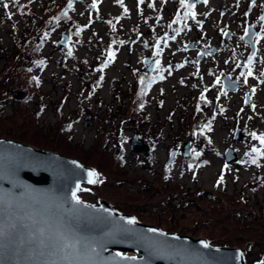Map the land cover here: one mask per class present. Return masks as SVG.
I'll return each instance as SVG.
<instances>
[{"label":"rangeland","instance_id":"1","mask_svg":"<svg viewBox=\"0 0 264 264\" xmlns=\"http://www.w3.org/2000/svg\"><path fill=\"white\" fill-rule=\"evenodd\" d=\"M250 1L0 0V80L23 72L21 90L10 95L5 108L7 117L3 119L8 120L7 125L12 118L19 124L28 123L21 128L28 131L26 138L29 140L24 141L29 144L48 142L58 146L56 149L59 150L54 151L75 157L92 167L98 165L101 171L99 179L104 180L105 177L107 182L87 186L80 193L82 200L97 203L106 199L119 212L132 213L140 222L152 223L167 231L215 240L212 242L215 246L224 242L240 248L247 264H261L264 261V155H261L264 143L257 142L256 137L264 135L263 94L257 99L256 115L261 117L256 126L250 123L254 128L246 130L242 138L235 140L234 127L239 124V118L240 126L245 121L243 113H237L235 117L239 109L238 101L233 106L235 113L228 112V121L216 116L213 121L215 126L209 130L212 125L207 126L210 122L206 117L199 119L197 104L201 99L192 96L187 102L188 94L192 92L190 86L175 88L177 79L183 81L187 78L190 65L178 71L171 80L152 85L151 77L142 72L141 62L145 55L142 45L146 43L196 42L200 38L204 43L221 41L236 44L231 46L232 49H244L238 46L247 44L242 35L246 24L251 22L257 27L262 25L263 33L258 44L264 53V23L256 18V5L260 4L254 3L249 15L242 12ZM144 4L150 7L142 11V16L136 20L135 9L140 10ZM213 7L219 12L220 7H228L231 12L218 17L219 12L213 11L209 20L205 21L204 14ZM64 8L70 21L64 17L60 22H54L57 12H65ZM46 9H53L52 16L47 14ZM177 9L187 12L181 22L184 25L181 32H176L177 27L169 30L167 24L158 23L160 17L165 20L169 13L178 18ZM191 12L197 15L189 18ZM213 22L220 25L221 32ZM249 25L258 30L253 24ZM28 30L32 32L26 34ZM137 30L143 36L134 42L132 36ZM225 30L231 31V39L226 40L224 36L219 39ZM43 32L49 36L43 49L49 60L42 70L29 67L33 61H25L22 54L26 52L34 58L33 51L26 49L24 42L35 43ZM64 32L71 34V44L61 48L57 42ZM66 52H70L69 56ZM110 53H115V56L110 58ZM201 66L200 74L204 80L210 81L206 60ZM256 70L257 64L255 75ZM36 76L40 84H36ZM142 77L144 83H141ZM212 111L213 106L207 113L212 114ZM118 112L120 114L115 119ZM28 113L30 116L26 117ZM253 114H250L252 119L255 118ZM88 117H95L91 125L85 124ZM141 117L153 127L164 122L167 124L165 133L169 134L168 138L158 143L155 160L145 162L144 166L163 167L172 149H180L183 142L191 141L190 156L186 158L179 151L169 166L166 184L135 164L128 144L121 155L111 153L115 145L106 146L103 151L99 148V143L107 138L109 142L117 141L116 137V140L112 138L114 141L106 137L109 131L121 133L127 143L136 129L145 133V124L139 120ZM106 118L107 125L115 119V127L106 128ZM50 126L55 127L49 129ZM195 130L198 132L196 138ZM228 146L235 147L239 157L243 154L247 156L226 166L224 152ZM100 158L103 161L99 164ZM253 159L256 163H252ZM149 180L152 184L147 183ZM161 190L163 193H159ZM206 190L213 192V197L202 195L201 192ZM168 194L174 196L171 201L167 199ZM196 220L201 224H197Z\"/></svg>","mask_w":264,"mask_h":264},{"label":"water","instance_id":"2","mask_svg":"<svg viewBox=\"0 0 264 264\" xmlns=\"http://www.w3.org/2000/svg\"><path fill=\"white\" fill-rule=\"evenodd\" d=\"M258 32L259 29L249 25L243 34L253 51ZM225 33L227 40L233 36L231 31ZM70 40L71 35L64 32L58 45L64 48ZM211 51H202L201 57ZM243 136L236 129L235 140ZM137 139L135 136L132 141ZM133 145L134 150H139L135 142ZM191 149L190 141L183 144L186 158ZM177 152V149L170 152L168 165ZM224 159L225 165L240 159L235 147L226 149ZM89 170L95 169L75 157L0 136V227L5 230V235L0 237V264H53L54 261L68 264L58 256L42 252L38 244L42 238L40 228L46 229L44 238L63 231L97 246L102 264H247L238 247L215 246L205 237L140 222L132 213L117 211L106 199L97 203L82 200L80 193L84 186L95 184L89 183ZM73 192L81 204L74 203ZM202 194L213 197V192L208 190ZM132 219L135 223H128ZM12 225H16L15 230Z\"/></svg>","mask_w":264,"mask_h":264},{"label":"flooded vegetation","instance_id":"3","mask_svg":"<svg viewBox=\"0 0 264 264\" xmlns=\"http://www.w3.org/2000/svg\"><path fill=\"white\" fill-rule=\"evenodd\" d=\"M255 4H260V5H256L257 8L256 18L260 20L262 23H264V20H261V16L264 13V0H255ZM252 6H253V2L251 0L248 7L246 6L243 7L242 10L243 14L249 15L253 9ZM149 7H150L149 4H144L140 10L135 9L136 20H138V18L142 16L143 13L142 11L148 10ZM176 11H178V18L175 19V14H173L172 16V13H169L167 19L163 20L162 17H160V21L158 20V23L162 25L167 24V28L169 30H174L175 27H177L176 32L178 31L181 32L184 29V25H181V22L185 18L187 12L184 13L179 9H177ZM213 11L219 12V10L216 9L215 7L211 8L208 12L204 14L205 21L209 20V16L211 17ZM229 12H231V10L228 7L227 8L220 7V12L218 13V17H220L221 15H226ZM192 13H195L194 16L197 15L196 12H191V14H189L188 16L189 18L194 17ZM146 22H148L147 18H146ZM212 24L216 29L220 31L221 29L220 25L214 22ZM249 24L254 25L253 22ZM249 24H246V26L244 25L245 29ZM201 25L202 24H200V26ZM255 27L259 29V32L257 33L255 38L256 47L254 51L249 43L245 44V46L243 45L238 46L241 48L244 47V49H232L231 46L233 45L237 46V45L236 44L232 45L221 41L219 42L216 41L214 43H210V42L204 43L200 38H198L196 42H183V43H173V44H171V42H158L155 44L152 43L143 44L142 51L145 52V55L143 54L144 56L142 55L143 57L141 58V62L143 63L142 72L148 74V76L151 77L152 85H154L157 83H161L165 80L168 81L171 80L178 71H182V69L189 64L191 67L190 73H187L188 76L186 79H183V81L177 79L175 88L180 89V86L183 87H185L186 85L190 86L192 92L188 94L189 99H187V102L192 98V96L199 97V99H201V96L203 95L206 98L205 100L201 99V101L197 105L200 112L199 119L206 117V119L210 122L207 126L209 127L212 125L209 130L214 128L215 124L213 123V121L215 120L216 116H220V118H223L226 122L228 121L227 118L228 112L231 111L233 112V114L235 113L236 109L233 108V106L234 103H236V101L239 102L238 104L239 109L236 112L235 117L237 116V113H243L245 116L244 118L245 121H243V124L240 126L239 124L241 123V119L239 118L238 120L239 124H237L236 126L234 125L235 126L234 129L240 128L242 132H245L246 130H251L254 127L250 126V123L255 125V123L261 117L260 115L257 117L258 96H260V94H263L264 97V91L261 92V90L264 89V78L262 77L264 73V63H263L264 53L260 51L261 48L259 47L258 44L259 36L261 33H263L262 31L263 28L262 25H258V27L257 26ZM225 31L223 32L221 37L219 36V39H221L222 36H224ZM165 34L168 35L167 32ZM142 36L143 34L140 32V30H137L132 36V40L134 42H137ZM160 45L164 46L165 48L159 47ZM148 48H151V50ZM210 49L212 50L210 53L206 52L201 57L202 51H207ZM186 50L192 51L193 53L190 55L186 52ZM67 53L70 52H66V54ZM159 57H161V59ZM146 60L148 61L146 62ZM205 60H206V64L208 65L206 66L207 67L206 71L208 73L209 78H211L210 81L204 80V76L201 75L199 71L202 62ZM255 64L258 65V70H256L257 71L256 75H255ZM249 72H251L252 74L248 75ZM186 80L188 81V84H186ZM217 81H219V83H217ZM187 102H184L183 104H186ZM211 106H213V111L212 114H209L207 113V111L210 109ZM253 112L255 118L252 119L250 114ZM119 114L120 112H118L114 118L116 119V117ZM94 118L95 117L86 118L85 124L91 125L92 120ZM115 119L110 120L109 125H107L108 119L106 118L104 120V122L106 123L105 124L106 128L107 126L115 127L116 124ZM139 120L143 125L145 124L144 125V130L146 131L145 133L143 132L142 129L139 128L136 129V132L132 137L128 139V143H127L125 141V138L121 137L122 135L121 133L119 132L113 133L109 131L107 132L106 137H110V139H112L113 137L115 139L116 137L117 141H114V139H112L114 142H109V139L107 138L106 140L107 142L104 140L105 143L104 142L102 143L105 146V149L106 146L115 145L114 148L115 151H113L114 150L113 149L111 153L112 154L115 153L117 155H121L125 145L128 144L130 147V151L133 153L135 157V164L139 165L140 167H144L151 175L155 177L154 179L160 180L162 183L166 184L168 183L167 174H168L169 166L171 165V164L170 165L167 164L170 154L169 156H167L166 163L163 167L157 168L154 167L153 165L144 166V163L145 162L148 163V161L151 163L152 161L155 160V153L157 151L156 147L158 143L164 140L165 138H168L169 134L165 133L167 124H165L164 122H160L158 126L153 127L152 125H148L146 123V119L141 117ZM96 122L94 123V125L96 124ZM225 125L228 126L229 123H226ZM183 127L184 125L182 126V128ZM196 133H198L197 130H195V135H194L195 138H196ZM135 136H138V139L136 141H132ZM233 137H235V131ZM119 139H122L123 142H121V140ZM250 139L251 138H248V141L252 142ZM258 141L261 142L259 139H257V142ZM134 142H135V146H137L139 150L133 149ZM185 142H183V144ZM183 144L180 149L179 148H174V149L178 150L177 155L179 151H181V153L185 157L182 151ZM246 156L247 155H245L243 158H245ZM89 167H92V165ZM97 173L99 172L97 171ZM147 183L152 184V181L149 180L147 181ZM87 186L90 185L86 184L82 192L85 191Z\"/></svg>","mask_w":264,"mask_h":264},{"label":"trees","instance_id":"4","mask_svg":"<svg viewBox=\"0 0 264 264\" xmlns=\"http://www.w3.org/2000/svg\"><path fill=\"white\" fill-rule=\"evenodd\" d=\"M46 10H47V14L50 15V16H52V14L54 13L53 12V9L50 10V11L48 9H46ZM65 10H66V8H64L63 11H65ZM21 12L23 13L24 11L21 10ZM57 13H58V15H57L56 18H54V20H53L54 22H60V20L63 19L64 17H68V15H66L67 14V10L65 12H62L61 11L60 13L59 12H57ZM59 15H60V18H59ZM67 19H69V17L66 18V20ZM69 21H70V19H69ZM28 23H29V21L26 22V27H27V24ZM51 24L52 23H49V25H51ZM36 28H37V26L35 25L34 26V29H36ZM79 30H80V27H79ZM31 32H32L31 30H28L26 34L31 33ZM48 40H49V36H48L47 32H43V35H41L36 40L35 43L30 44L28 41H25L24 42V44L26 46V49H31L33 51V57L34 58H32L31 56H29L26 52H24L22 54V57L24 58L25 61H28V60L29 61H33L29 65V67H32V68L39 67L42 70L47 67V62H48L49 59L47 58L46 55L43 54V49H44L45 44H46V42ZM22 73L23 72H21V74H19V75L17 73V76L16 77H7V78H3V81L0 80V84H1V86H0V136H4V137H8V138H14V139H18V140L23 141V142H27V141H24V140H29L28 138H26V135H27V132L28 131L23 130L21 128L22 127L21 125L28 126L29 125L28 123L22 122V123L19 124L18 122L15 121V119L12 118L10 120V123L8 122V125H7L6 122L8 120L3 119V118H6L7 117L5 115V108H6V105L8 103V100L11 99L10 98V95L13 94L15 91L20 92V90H21L20 87H22L21 85L23 84L22 83L23 82V79L21 77ZM36 78H38V79H36ZM34 80L36 81V84H38V83L40 84V81H39V77L38 76H36L34 78ZM9 91H11V92L7 96V92H9ZM14 110H16V108ZM29 116H30L29 113L26 114V117H29ZM25 121H27V119H25ZM53 127H55V126H50L49 129H51ZM23 137H24V139H23ZM27 143H30V142H27ZM39 144L40 145H36V144H34V145L37 146V147H40L41 146L42 148H51L52 150H59V149H56V148H58L57 145H53V144L48 143V142H46V143H39ZM99 148L102 151L105 150V147H104L103 143H101V142L99 143ZM98 160H99V164L103 161L101 158L98 159ZM82 162L84 164L88 165L84 161H82ZM94 168L99 173L101 172L98 169V165L96 167H94ZM103 178H104V180H102V178H101V180L103 181L102 183L107 182L106 178L105 177H103ZM159 193H163L162 190ZM166 196H167V199L169 201H171V198L174 197V196H172L170 194H168ZM115 209L118 211L117 208H115ZM196 222L199 225L201 224V223H199V220H196ZM197 226L198 225H195V227H197ZM171 230H173V229H171ZM214 241L215 240H211L209 242L212 244V242H214ZM219 244H220L219 246H229L228 244H226L224 242H220Z\"/></svg>","mask_w":264,"mask_h":264},{"label":"snow or ice","instance_id":"5","mask_svg":"<svg viewBox=\"0 0 264 264\" xmlns=\"http://www.w3.org/2000/svg\"><path fill=\"white\" fill-rule=\"evenodd\" d=\"M122 2V0H121ZM143 3V0H140ZM185 0H181V3H184ZM208 0H204V3H207ZM253 4L255 0H252ZM7 7V5H5ZM189 7H193V5H189ZM194 16L195 13H192ZM227 35V33H225ZM243 39V37H242ZM123 43V42H121ZM159 54V53H158ZM110 58L115 56V53L109 54ZM105 67L107 65H104ZM252 73L249 72L248 75ZM38 79V78H36ZM141 83H144V78H141ZM219 83V81H217ZM143 94V93H142ZM201 99H206L203 95ZM143 104L140 105L143 108ZM255 137V133L252 134ZM262 143H264V135L256 137ZM253 151L259 152V149H254ZM261 155H264V152H261ZM252 163H256V160L253 159ZM89 183H102V180L99 179L100 174L95 172V170L88 171ZM223 178L221 177V180ZM77 190L79 191V186H77ZM72 198L75 204H81L79 197L76 192L72 193ZM128 223L133 224L135 220H129ZM11 228L13 230L16 229V225H12ZM40 236L42 237L38 244L42 250V252L47 251L50 255L56 257L58 256L60 260L68 262V264H102L103 258L100 255V250H98L97 246L90 244L89 242L83 240L82 238L75 237L69 233H65L63 231H57L55 236L45 237V228H40L39 230ZM155 231V230H154ZM5 235V230L3 227H0V237ZM35 236V234H33ZM102 247V246H101ZM125 259H133L131 257H127ZM55 264V261L53 262ZM264 264V261L261 262Z\"/></svg>","mask_w":264,"mask_h":264}]
</instances>
